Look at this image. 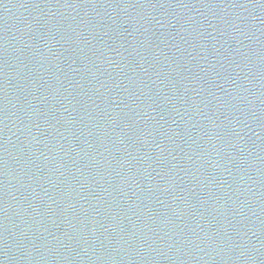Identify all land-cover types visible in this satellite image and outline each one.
Segmentation results:
<instances>
[{
  "label": "water",
  "instance_id": "obj_1",
  "mask_svg": "<svg viewBox=\"0 0 264 264\" xmlns=\"http://www.w3.org/2000/svg\"><path fill=\"white\" fill-rule=\"evenodd\" d=\"M0 264H264V0H0Z\"/></svg>",
  "mask_w": 264,
  "mask_h": 264
}]
</instances>
